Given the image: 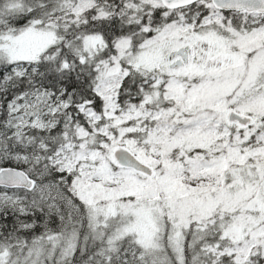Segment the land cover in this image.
Returning <instances> with one entry per match:
<instances>
[{
	"label": "snow or ice",
	"instance_id": "6c2138e0",
	"mask_svg": "<svg viewBox=\"0 0 264 264\" xmlns=\"http://www.w3.org/2000/svg\"><path fill=\"white\" fill-rule=\"evenodd\" d=\"M0 264H264V0H0Z\"/></svg>",
	"mask_w": 264,
	"mask_h": 264
}]
</instances>
